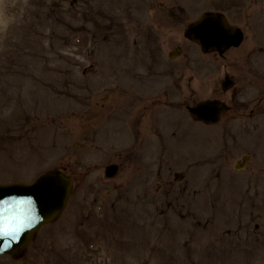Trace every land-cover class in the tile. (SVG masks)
<instances>
[{
    "label": "rangeland",
    "instance_id": "rangeland-1",
    "mask_svg": "<svg viewBox=\"0 0 264 264\" xmlns=\"http://www.w3.org/2000/svg\"><path fill=\"white\" fill-rule=\"evenodd\" d=\"M218 8L223 56L183 35ZM213 93L218 123L188 117ZM55 168L64 212L0 264H264V0H0V183Z\"/></svg>",
    "mask_w": 264,
    "mask_h": 264
},
{
    "label": "water",
    "instance_id": "water-1",
    "mask_svg": "<svg viewBox=\"0 0 264 264\" xmlns=\"http://www.w3.org/2000/svg\"><path fill=\"white\" fill-rule=\"evenodd\" d=\"M185 36L197 42L203 52L222 53L228 46L237 45L243 33L229 25L221 13L209 11L185 29ZM225 108L221 102L205 100L190 110L199 119L214 122ZM116 171L115 164L106 167L107 175ZM71 189V178L59 169L28 184L0 185V254L22 252L39 226L53 221L63 211Z\"/></svg>",
    "mask_w": 264,
    "mask_h": 264
},
{
    "label": "flooded vegetation",
    "instance_id": "flooded-vegetation-1",
    "mask_svg": "<svg viewBox=\"0 0 264 264\" xmlns=\"http://www.w3.org/2000/svg\"><path fill=\"white\" fill-rule=\"evenodd\" d=\"M209 53H218V52H209ZM220 56H223L224 54H225V52H223V53H218ZM158 72H160V71H158ZM161 73V72H160ZM167 73H169V72H167ZM172 73H173V70H172ZM170 74V73H169ZM171 75V74H170ZM169 78H171V76H169L167 79H169ZM162 80V81H161ZM158 83H157V85L156 86H158V85H160L162 82H164L165 81V79H161ZM227 82V83H226ZM229 83H230V85H229ZM235 85V80H234V78L233 77H231V76H229L228 74H225L224 76H223V78L221 79V81H220V86H221V90L225 93L226 91H228L229 89H231L233 86ZM156 86H154V87H156ZM152 88V87H151ZM151 88H148L147 90L148 91H150L149 89H151ZM215 93V92H214ZM212 94L210 97H209V99L210 100H217V101H220V102H222V103H224V105H225V107H226V109L222 112V114H221V116H220V118H219V120L218 121H220L221 120V118H222V116H223V114L224 113H226V112H228V111H230L231 109H232V106L227 102V101H225V100H223V99H220V98H217V97H215V95L217 96V95H220V94ZM191 103V102H190ZM188 104V103H185L184 104V106L183 107H185L184 109H186L187 110V112H188V117H190V116H192L190 113H189V111H188V107H190V106H193V105H195V104ZM149 104V103H148ZM147 107L148 106H150V105H146ZM181 106V105H180ZM182 107V106H181ZM172 113H171V118L173 119L172 121L170 120V122L168 121V123H167V125L169 126V127H172V125L178 120L177 118H176V116H178V112H180V111H174V110H172L171 111ZM176 115V116H175ZM192 119V118H191ZM165 120H166V118H164L162 115L160 116V118L158 117V119H157V123H158V125H162V127H164V124L163 123H165ZM180 120V119H179ZM195 121V120H194ZM171 123V124H170ZM216 124V123H215Z\"/></svg>",
    "mask_w": 264,
    "mask_h": 264
}]
</instances>
